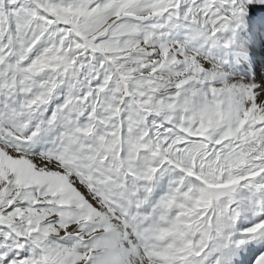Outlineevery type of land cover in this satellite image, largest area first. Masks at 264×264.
<instances>
[{
  "label": "snow or ice",
  "instance_id": "1",
  "mask_svg": "<svg viewBox=\"0 0 264 264\" xmlns=\"http://www.w3.org/2000/svg\"><path fill=\"white\" fill-rule=\"evenodd\" d=\"M252 4L0 0V264H264Z\"/></svg>",
  "mask_w": 264,
  "mask_h": 264
},
{
  "label": "bare ground",
  "instance_id": "2",
  "mask_svg": "<svg viewBox=\"0 0 264 264\" xmlns=\"http://www.w3.org/2000/svg\"><path fill=\"white\" fill-rule=\"evenodd\" d=\"M220 38L221 41H231L230 47H216L212 52L216 59L224 63L225 69L232 73L233 78L254 75L253 59L264 55V7L249 5L246 22L230 27Z\"/></svg>",
  "mask_w": 264,
  "mask_h": 264
}]
</instances>
